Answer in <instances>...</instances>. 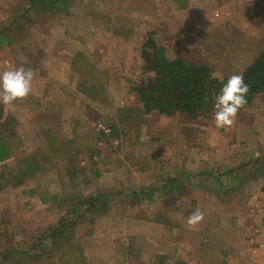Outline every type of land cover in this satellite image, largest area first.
Wrapping results in <instances>:
<instances>
[{"label": "rangeland", "instance_id": "rangeland-1", "mask_svg": "<svg viewBox=\"0 0 264 264\" xmlns=\"http://www.w3.org/2000/svg\"><path fill=\"white\" fill-rule=\"evenodd\" d=\"M25 3L0 0V23ZM59 16L35 14L14 43L0 37V72L23 65L36 73L29 96L0 106V122L15 119L21 143L7 172L18 158L46 161L22 186L0 191V264H27L17 248L64 215L51 199L72 187L61 177L66 161L43 152L47 136L78 149L75 192L110 195L106 214L79 212L85 264H264V94L217 129L213 112L196 120L146 115L131 91L135 50L152 32L216 77L242 74L264 54V0H189L184 9L171 0H78ZM197 208L203 220L189 227Z\"/></svg>", "mask_w": 264, "mask_h": 264}, {"label": "trees", "instance_id": "trees-1", "mask_svg": "<svg viewBox=\"0 0 264 264\" xmlns=\"http://www.w3.org/2000/svg\"><path fill=\"white\" fill-rule=\"evenodd\" d=\"M75 1L78 0H26L25 7L15 13L9 24L3 26L0 23V37H5L10 43H14L17 37L22 35L25 27L33 22L35 14L49 18L60 17L59 15L67 11ZM171 1L179 9H184L189 2V0ZM135 51L138 53L140 65L137 77L131 85V91L136 95L144 114L156 113L166 117L182 115L190 120H196L213 112L214 97L222 84L220 78L214 76L210 68L188 62L170 53L155 37L154 32L149 33ZM242 74L249 87L246 107L257 96L264 94V54H259ZM88 77H90L89 73L83 74V79ZM223 79L226 82L227 78ZM87 82L89 84V81ZM86 84L83 81L82 85ZM87 90L95 94L99 89L91 84ZM15 127L16 121L12 117H6L0 122V164H2L0 191L8 186L12 188L22 186L24 180L38 173L41 163L46 162L44 158L38 159L33 154L18 158L16 172H7L5 163L13 157L21 144ZM117 130L111 128L108 137L116 136ZM100 134L101 137L104 136L102 132ZM46 138L49 142L44 151L39 149V153L41 152L42 155V151L48 150L46 153L54 154L55 158L66 161L62 176L57 175L68 178V184L72 187L71 192L51 199L56 209L65 211L56 225L49 230L39 232L32 243L21 245L17 248V252L27 264H85L81 245L75 238L77 220L82 218L79 212L84 210L91 218L106 214L110 195L97 193L83 197L75 192L74 187L77 185L79 174L83 173V171L77 172L75 167L78 149L73 151L72 142L65 140L58 142L57 136L55 139L53 136ZM87 152H90V149ZM94 176L98 175L95 173ZM83 183L88 181L85 179ZM29 190L34 193V188ZM47 199L48 197H45L42 202H46ZM157 222L164 224L162 219H157ZM10 251L6 257L12 255Z\"/></svg>", "mask_w": 264, "mask_h": 264}, {"label": "clouds", "instance_id": "clouds-1", "mask_svg": "<svg viewBox=\"0 0 264 264\" xmlns=\"http://www.w3.org/2000/svg\"><path fill=\"white\" fill-rule=\"evenodd\" d=\"M35 70L23 65L10 67L0 72V106L13 109L18 101L32 93ZM222 87L214 97L212 124L217 129L230 128L236 121L241 109L247 104L249 87L243 74H233L226 80L221 77ZM203 220V213L197 208L187 218L189 227H194Z\"/></svg>", "mask_w": 264, "mask_h": 264}, {"label": "crops", "instance_id": "crops-1", "mask_svg": "<svg viewBox=\"0 0 264 264\" xmlns=\"http://www.w3.org/2000/svg\"><path fill=\"white\" fill-rule=\"evenodd\" d=\"M257 56H252L251 57V59H250V61L245 65V67H244V70L252 63V61L256 58ZM199 64V63H198ZM202 65H206V64H204V63H202ZM243 73V72H242Z\"/></svg>", "mask_w": 264, "mask_h": 264}]
</instances>
